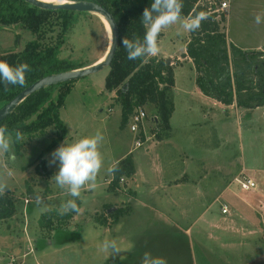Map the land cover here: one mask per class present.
Returning a JSON list of instances; mask_svg holds the SVG:
<instances>
[{
  "label": "rangeland",
  "instance_id": "obj_1",
  "mask_svg": "<svg viewBox=\"0 0 264 264\" xmlns=\"http://www.w3.org/2000/svg\"><path fill=\"white\" fill-rule=\"evenodd\" d=\"M227 2L226 18L220 23L227 41L264 57V21L255 22L257 14H264V0ZM178 31H182L179 24L161 33L156 55L173 71L177 106L169 131L157 127L155 107L145 104L141 108L147 113L148 139L136 148L130 118L122 124L115 90L105 88L109 71L105 67L73 81L59 110L65 132L57 143L49 145L56 136L48 128L44 136L24 135L25 141L16 144L17 165L0 157V176L10 186L4 195L14 202L13 215L0 220V264H122L120 255L101 250L106 239L130 249L128 264H142L146 251L164 257L167 264H264V106L225 108L194 94L198 89L192 64L179 63L188 34L177 35ZM33 38L20 25H0V53L18 52ZM109 44L102 19L83 12L66 33L59 58L83 68L102 58ZM97 130L104 135V167L96 187L83 190L77 199L80 210L65 219L57 209L71 197L55 183L59 162L50 165L51 154L62 143ZM125 156L135 159V172L123 178L114 194L107 190L111 174L106 169ZM241 172L255 179L257 190L237 187L233 179ZM135 173L156 183L190 180L196 197L177 203L168 200L166 205L136 202L131 191ZM37 192L45 197L41 205L34 202ZM222 206L228 209L224 214ZM44 207L52 211L42 212ZM119 207L130 211L114 223L110 214ZM189 212L194 214L186 216ZM195 215L199 222L189 234L187 227ZM202 216L214 225H206ZM165 220L180 228L167 227Z\"/></svg>",
  "mask_w": 264,
  "mask_h": 264
},
{
  "label": "trees",
  "instance_id": "obj_2",
  "mask_svg": "<svg viewBox=\"0 0 264 264\" xmlns=\"http://www.w3.org/2000/svg\"><path fill=\"white\" fill-rule=\"evenodd\" d=\"M94 2L112 14L118 31L115 55L108 66L105 88L115 90L120 103L122 124L136 108L150 103L155 107L157 127L164 133L170 130L169 119L174 111L172 66L156 56L129 60L122 38L143 37L145 28L142 13L152 0H67ZM211 1V3H209ZM215 1L216 4L212 2ZM220 0H183L182 14L192 16L201 11L209 13L198 31L187 32L188 40L184 57H188L195 71L194 83L199 91L223 105L241 109L264 106V57L257 50H245L227 41L220 23L226 13L212 11ZM83 12L50 10L33 6L24 0H0V25H20L34 38L18 52L0 53V60L12 65L27 62L31 71L26 74V85H9L5 90L0 82V108L21 90L36 80L51 74L79 69L82 66L68 59L59 58L66 33L76 22V15ZM73 81L45 87L24 98L0 125L10 130H20L24 135L42 137L48 128L55 132L50 146L57 143L65 129L59 116ZM135 172L131 156L119 160V170L111 174L107 190L118 193L121 178H130ZM79 205V200H77ZM130 208H116L112 222L127 214ZM14 213L11 197L0 196V220ZM77 212L62 215L70 219ZM44 215V214H43Z\"/></svg>",
  "mask_w": 264,
  "mask_h": 264
},
{
  "label": "clouds",
  "instance_id": "obj_3",
  "mask_svg": "<svg viewBox=\"0 0 264 264\" xmlns=\"http://www.w3.org/2000/svg\"><path fill=\"white\" fill-rule=\"evenodd\" d=\"M183 6V0H152L150 7H145L141 16L145 28L143 37L122 38L127 58L137 60L142 57L156 56L160 51L158 38L165 29L179 24L182 31H178L177 35H183L184 32L198 31L202 22L209 18V13L203 11L192 16H184ZM262 21H264V14H257L255 22L260 24ZM30 71L31 67L27 62L12 65L0 60V82H3L5 90L9 85L25 86L26 74ZM24 141L23 132L10 130L6 125H0V157H6L10 164L19 163L15 146ZM103 141V133L97 130L94 134L84 136L73 143H62L51 154L49 164L59 162V169L53 177L55 183L71 197L62 202L57 209L60 215L73 211L78 212L80 209L77 199L81 198L82 191L96 187L97 177L104 167V156L101 152ZM118 170L119 161L113 162L106 169L108 174H114ZM5 174L11 175L7 170ZM8 190L10 186L7 180L0 176V196ZM44 200L42 193L35 194V204L41 205ZM41 211L48 212L52 209L44 207ZM101 250L115 256L130 249L123 248L115 239H106L101 245ZM142 264H167V260L161 256H153L151 252L146 251Z\"/></svg>",
  "mask_w": 264,
  "mask_h": 264
},
{
  "label": "water",
  "instance_id": "obj_4",
  "mask_svg": "<svg viewBox=\"0 0 264 264\" xmlns=\"http://www.w3.org/2000/svg\"><path fill=\"white\" fill-rule=\"evenodd\" d=\"M24 1L42 9L68 10V11L89 12V13L97 14L98 16L102 17L109 26L110 44L108 45V48L103 55V60H101L100 62H94L89 66L67 72L47 75L45 77L36 80L32 84L21 90L16 96H14L10 101H8L4 106L0 108V121H2L7 116H9L14 111L16 106L30 94L51 85H55L67 81L78 80L86 75L98 72L103 68L108 67L111 64V61L115 55L117 48L118 31L115 20L112 14L110 13V11L102 7L101 5L88 1L64 0V2L62 3L47 2L42 0H24Z\"/></svg>",
  "mask_w": 264,
  "mask_h": 264
},
{
  "label": "crops",
  "instance_id": "obj_5",
  "mask_svg": "<svg viewBox=\"0 0 264 264\" xmlns=\"http://www.w3.org/2000/svg\"><path fill=\"white\" fill-rule=\"evenodd\" d=\"M183 53H182V57L179 58L180 59L179 60V63H181V61L184 60V61H188V62H190L192 64L191 60L188 57H184L183 56ZM97 60H95L94 62H98ZM192 67H193V65H192ZM193 93L196 94V95H198V97H202V99H204L206 101H210V102L216 103L220 107L227 108V107L230 106V105L229 106L223 105V104H221V103H219V102H217V101H215V100H213V99H211L209 97L204 96L199 91V89L197 91L195 90V92H193ZM173 99H174L173 102H174V111H175L176 106H177V101H176V95L175 94L173 96ZM174 111H173V114H174ZM172 117H173V115L171 116L170 120L172 119ZM122 158H124V157H121V159ZM132 160H133V163H134L135 162V159L132 158ZM136 173H138V171H136ZM136 173H135L136 176H135L134 180L131 181V183H133V187L131 188L132 189L131 191H132V193H134V197H135L132 200H134L136 202L137 201H144V200L145 201L153 200V201H158V202L161 201V202H163L162 204H165L166 205V203L168 202V200L175 201V203H177L179 201H185V200L190 201L191 199H195V197H196L195 196V186H194V184L190 180L189 181L172 182V183H169V182H159V183H156V182H151L150 180H148L146 178L145 179H142ZM128 187H131L130 184H129ZM133 209L135 210L134 206H133ZM191 214H194V213H190L189 212V213L186 214V216H190ZM183 216H185V215L183 214ZM248 217L250 218V216H248ZM201 219L204 221V223H206V225H214V223L212 222L211 219H205L204 216H202ZM198 222H199V220H197L196 215H195L193 217L192 222L191 223L189 222L188 227H187V232L189 234L191 233V229L195 225H197ZM249 222H250L249 220L246 221L247 224H249ZM163 223L167 227H171V226L174 225L177 228H180L179 225L174 224L171 221H166L165 220V221H163ZM120 257L121 258L119 260L122 261V264H128L126 261H128L129 258H128L127 254H126V251L123 252L120 255Z\"/></svg>",
  "mask_w": 264,
  "mask_h": 264
},
{
  "label": "built area",
  "instance_id": "obj_6",
  "mask_svg": "<svg viewBox=\"0 0 264 264\" xmlns=\"http://www.w3.org/2000/svg\"><path fill=\"white\" fill-rule=\"evenodd\" d=\"M209 3H211V1H209ZM212 3L216 4L215 1H213ZM227 7H228L227 0H220V4L216 7V9H213L212 11L227 13L226 12ZM146 117H147V113L141 107L136 108L129 116L131 120L129 130L134 134V145L136 148L141 147L144 144V141L148 139L147 137L145 138ZM122 180L123 178L120 179V182ZM233 181L237 185V187L244 192H250L258 189V184L255 181V179L245 172H241L233 179ZM227 211H228L227 207L222 206L221 212L224 214Z\"/></svg>",
  "mask_w": 264,
  "mask_h": 264
},
{
  "label": "bare ground",
  "instance_id": "obj_7",
  "mask_svg": "<svg viewBox=\"0 0 264 264\" xmlns=\"http://www.w3.org/2000/svg\"><path fill=\"white\" fill-rule=\"evenodd\" d=\"M42 1L54 2V3H62V2H64V0H42ZM99 18H101L103 23L105 24L107 32L109 34V38H110V29H109V26H108L107 22L102 17L99 16ZM101 60H103V57L98 59L97 61L100 62Z\"/></svg>",
  "mask_w": 264,
  "mask_h": 264
}]
</instances>
